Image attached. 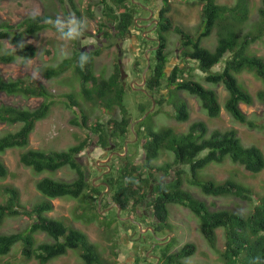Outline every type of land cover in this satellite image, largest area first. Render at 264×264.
Returning a JSON list of instances; mask_svg holds the SVG:
<instances>
[{"label": "trees", "instance_id": "trees-1", "mask_svg": "<svg viewBox=\"0 0 264 264\" xmlns=\"http://www.w3.org/2000/svg\"><path fill=\"white\" fill-rule=\"evenodd\" d=\"M61 1L66 4V0ZM126 1L128 0L98 1V6H104L102 18H106L105 22L99 23L101 26L98 33L104 30V37L112 36L121 40L119 42L124 41L131 27L137 24L136 11L128 8ZM200 1L203 3V13L198 35L194 36L179 26H173L181 36L182 52L174 55L179 58V62L175 63L169 72L167 68L174 56L171 50L166 51L164 32L170 30L172 24L170 18L165 15L170 5L164 1L160 9L159 25L155 30V35L159 38L157 39L159 47L155 51L154 65H151L148 71L147 91L153 95L157 103L159 101L161 105L165 102L172 104L174 109L171 113L178 121L190 119L189 105L185 98L178 99L179 91L194 95L209 116L218 117L222 110L219 94L217 90L207 88L192 78L193 70L196 69L206 82L225 87L228 94L224 107L234 119L250 128H256L259 124L243 111L241 104L252 105L255 99L264 104V57L250 50L251 45L264 36V0L263 6L259 8L262 22L256 27V31L255 23L248 29L240 26L248 15L247 0H238L234 6L220 4L216 0ZM69 2L74 15L83 17L82 11L74 1ZM115 5L121 6L123 10L118 13L115 11ZM93 7L89 5L85 8L88 16L94 17ZM66 12L69 13L67 7ZM48 18H52L51 15L38 14L36 18L31 15L17 24L0 21V50L3 49L2 41L8 37L12 46L21 42L25 45L22 49L17 47V51L12 46L8 47L0 54V61L11 63L17 56L35 57L37 49L25 36H34L44 30L48 24L43 21ZM111 24L115 26L113 34L110 33ZM215 30L218 41L214 49H209L201 43L204 37L210 36ZM75 43L79 45L78 40H75ZM102 50L101 47L92 49L82 47L58 65L48 67L44 71L45 77L50 79L74 65L75 71L83 80L82 91L86 99L102 105L104 112L109 113L108 119L107 121L97 119L89 125L88 116L79 109L81 112L77 113L80 115L74 117L71 123L88 129L85 138L67 150L44 151L29 148L20 154L21 164L37 173L56 172L64 166H70L76 171L77 177L70 181L56 180L48 176L39 179L36 188L45 198L34 203L29 209L22 203L21 193L17 187L10 185L1 187L5 199L0 202V227L8 217L18 215L28 216L31 222L23 230L0 233V256L8 255L20 243L18 253L26 260L34 258L41 264L65 255L69 249H76L74 251L79 252L84 264H110L99 253L96 243L92 242L84 231L46 214L54 208L53 199L65 196L78 198L84 192L93 200L92 211L98 213L99 196L107 187L105 184L98 186L92 183V178H89L82 167L80 154L94 145L105 149L113 144L116 148L112 150L124 152L125 140L130 134L138 133L136 129L135 133L131 129L134 118L130 115L125 102L126 84L122 80L120 63L116 61L115 69L108 78L98 77L93 71L95 57L100 55ZM81 52H88L92 57L91 62L83 70L77 64ZM219 64L220 67L216 69ZM133 67L137 73L142 74L145 64L136 60ZM245 71L254 73L263 83V87L255 96L240 83L238 74ZM165 88L170 91L168 98L163 93ZM0 92L29 98H44L34 108L0 103V123L11 126L20 124L16 131H6L0 135V179H4L8 176L9 169L1 153L10 148L29 145L36 123L48 116L51 108L48 98L53 97V94L42 81L31 76L5 78L2 74ZM154 94L157 96L160 94L159 98ZM72 103L75 108L76 106L80 108L75 101ZM151 106L152 101L147 107L141 108L142 113ZM117 111L119 116L115 113ZM138 124L141 126L144 121ZM146 132L145 141H140L143 145L141 158L136 152L138 148L132 154L128 151L125 156L115 154L112 158L114 166L111 171L99 178V181L106 182L109 187L101 197L102 208L113 201H118L122 208L137 210L147 201L148 206L152 205L155 219L164 222L168 217L169 205L178 203L199 218L202 234L212 248L217 247V228H224L225 247L219 250L220 264H249L254 256L264 257V194L254 199L252 188L235 178L218 182L217 179L214 180L215 178L203 179L200 176V171L208 164L222 163L226 160L240 164L252 173H259L264 169V151L255 144L245 145L235 128L215 129L207 136L208 126L201 120L191 123L186 132H177L171 127L155 130L152 126L147 127ZM91 134L97 135L96 141ZM110 151L111 149L108 152ZM166 151L173 154V161L153 165L152 162ZM132 157L133 162L130 161ZM136 161L141 165L137 166ZM187 173L190 174L187 177L191 185L197 186L203 194L241 198L251 205L249 212L244 211L243 215H239V209L214 208L212 207L214 203L209 205L207 199L196 197L183 188V175ZM158 174H161V181L154 180L159 177ZM39 232L52 237L54 241L43 240L37 243L35 235ZM194 251L195 244L187 243L177 251L163 254L160 264H188L185 257Z\"/></svg>", "mask_w": 264, "mask_h": 264}, {"label": "rangeland", "instance_id": "rangeland-1", "mask_svg": "<svg viewBox=\"0 0 264 264\" xmlns=\"http://www.w3.org/2000/svg\"><path fill=\"white\" fill-rule=\"evenodd\" d=\"M73 1L82 11L83 18L87 20L89 25L88 30L83 37L78 39L79 45H77L75 41L65 42L60 40L55 29L48 24L44 30H41L36 35L25 36L26 40L29 43H32L37 49L36 56L30 58L31 63L27 67L19 62L18 56L16 57V60L11 63H2L0 61V74L5 78H17L18 76L28 75L35 79L33 77V72L39 71L41 73V78L35 80L42 81L53 94V97L48 98V101L51 103L48 116L36 123L35 129L30 136L29 145L25 147L10 148L1 153L2 158L9 169V174L6 178L0 179V202L5 199L1 187L5 185L15 186L20 190L22 203L29 209L34 203L45 198L36 188V182L39 179L45 176L56 180L66 181L76 178L77 173L70 166H64L56 172L45 171L37 173L30 167L21 164L20 154L29 148L41 149L44 151L67 150L79 140L85 138L88 129L71 123L74 117L80 115L77 113L81 112L79 109L84 111L88 116L89 125L97 119L101 121H107L108 119L107 115L109 113H107V111L104 112L102 105L86 99L82 91L83 80L75 71L74 65L59 76L50 79L45 77L44 71L46 68L56 66L64 60L61 59L59 55L61 45L66 47L69 56H71L75 50L82 47L86 49L101 47L103 50L100 55L95 57V66L93 69L95 75L98 77L108 78L115 69L116 61L120 63V67L124 72H127V70L130 69L128 72H131L132 75L126 78L125 102L127 103L130 115L134 118L133 120L137 121L153 109L156 111L147 115L143 120L144 124L140 126V130L146 129L154 123L155 130L171 127L177 132H186L191 123L201 120L208 126L207 136L211 135L215 129L225 130L228 128H235L238 130V134L245 145L255 144L264 151L263 103L255 99L252 105H241L244 112H246L251 119L257 121L259 124L258 127L250 128L247 125L241 124L234 119L224 107V102L228 94L225 87L221 84L217 85L206 82L203 75L194 69L192 76L193 79L198 80L207 88L217 90L222 103V111L220 116L211 117L201 107L200 101L197 97L192 96L186 91H179L178 99L182 100L185 98L189 104L190 119L188 121H178L171 113L174 109L172 104L165 102L161 105L159 101L157 103V100H152L149 92L144 90V88L141 89L139 85L136 86L132 84L133 81H138L136 77L137 71L131 67L132 63L139 60L145 64L146 68L149 63L152 66L154 65V48L159 46V44H157V39L152 40V38L155 39L153 35L155 34L156 25L151 29L146 30L148 31V35H145L144 32L141 33L139 26H147L149 23L144 24L142 22L143 19H141L140 16L137 18L139 19L140 24L138 27L132 26L131 31L128 32L124 41L119 42L121 40L114 39L112 36L108 37V39H104V37H101L104 33L97 36V30L101 26L99 23L101 21L105 22L106 19L102 18V8H104V6H96L99 0ZM141 1L142 0H134L133 2H135V6L128 0L126 1V5L128 8H132V10L136 11L137 15H139L141 11V13L146 16L148 15V12L142 10V8L147 7L144 3H141ZM216 2L234 6L237 3V0H216ZM167 3L170 5V9L166 15L170 18L172 26L170 30L164 32L167 43L166 51L171 50L172 56H174L175 54L182 52V44L180 42L181 36L173 29V26H179L184 31L189 32L194 36L198 35L202 20L203 4L200 0H167ZM247 4L250 7L248 18L251 23H240V26L248 29L255 21L256 31V27L262 22V17L259 14L262 0H247ZM89 5L94 6L93 8H95V11L92 12L94 17L88 16L85 12V8ZM138 5L140 11L137 8ZM66 7L69 9V13L66 12ZM122 10L123 8L121 6L116 5V11L118 13ZM33 12L43 15L49 14L52 19L57 15L61 17L74 15L69 0H66V4L61 0H0V21L5 20L11 24H17L26 17L31 16ZM217 41L218 36L215 30L210 36L203 38L202 44L209 49H214ZM2 43L3 49L0 50V54L3 53L5 49L12 46L10 43V37L4 39ZM151 46L155 47L151 48ZM250 50L257 55L264 57V36L254 42L251 45ZM177 62H179V58L176 56L172 57L168 70L170 71ZM189 65L192 66L191 63ZM219 67L220 64L216 69ZM185 75L186 77H189L187 74ZM238 78L240 83L243 84L254 96L256 95V92L263 87L262 81L252 72H242L238 74ZM88 85L91 86V83ZM165 89L166 90L163 93L168 98L170 91L167 88ZM159 95L160 94H158V97ZM43 100V97L29 98L22 95H8L5 92H0V103L14 104L26 108H34ZM73 101L79 104L80 108L77 106L75 108L72 103ZM151 101L152 107L142 113L141 108L147 107ZM115 113L117 116L120 115L118 111ZM19 126V123L13 124L12 126L0 123V135L6 131H16ZM91 135L94 141H96L97 135ZM141 138L144 139V134L141 135ZM111 147L112 145H109V148ZM127 147L130 154H132V152H134L135 142L127 144ZM140 148L141 147H138L136 152H138V156L140 155L139 157L141 158L142 149ZM106 156H108L107 149L104 150L96 145L84 150L80 154L82 167L89 175V178H92L91 181L94 185H103V181H99V178L103 177L104 174L100 173L101 170L97 167V161L100 160L101 162V160H105ZM130 161L133 162L134 158H130ZM172 161L173 154L166 151L162 153L158 159L153 161V165H162L166 162ZM136 163L137 166L141 165L138 161H136ZM96 168L100 171L96 170ZM158 175L161 176V174ZM187 176H190V174L187 173L186 175H183V188L200 199H207L206 201L209 205L214 203L213 206L211 205L212 207L243 209L245 212H249L251 207L249 202L234 196L214 197L205 195L197 186L191 185ZM200 176L203 179L215 178L214 180L217 179L218 182H222L229 178H235L252 188L254 199L264 194V169L259 173H252L246 170L242 165L226 160L222 163L213 162L208 164L200 171ZM106 187L108 188V186ZM52 201L54 208L46 214L50 217L64 221L68 226L84 231L89 239L96 243L99 253L104 259L108 260L110 264L132 263L134 257H140L139 254L144 258V253L155 240L154 238H157V235H154L152 230L143 233V231L146 230L144 223H151L152 221L150 219H146V217L141 218L136 215L137 217H128L126 220H122L123 218L121 216L123 214L120 215L118 209L114 208L113 204L109 207L104 206V209L101 207L99 210L98 208V213L97 211H92L91 204L93 203V200L90 199L88 195H85V192L78 198L65 196L53 199ZM105 202L106 200H104L103 203ZM173 204L174 203L169 205V220L172 223L178 224L179 228L175 229L176 225L173 224L175 239L177 237L178 241L172 244L171 251L181 249L187 243H194L195 251L193 254L185 257L188 264H220L219 250H223L225 247L224 228H217V247L212 248L202 234L199 218L183 205L172 206ZM30 222L31 219L25 215L8 217L0 227V233H10L23 230L29 226ZM35 237L37 243L43 240L54 241L52 237L43 232L37 233ZM135 245L140 246L138 251L136 250ZM20 247L21 244L19 243L8 255L0 256V264H41L34 258L29 260L24 259V257L18 253ZM74 250L76 249H69L65 255L52 259L46 264H84L79 252H75Z\"/></svg>", "mask_w": 264, "mask_h": 264}, {"label": "flooded vegetation", "instance_id": "flooded-vegetation-1", "mask_svg": "<svg viewBox=\"0 0 264 264\" xmlns=\"http://www.w3.org/2000/svg\"><path fill=\"white\" fill-rule=\"evenodd\" d=\"M133 1L134 0H131V2H133ZM157 1L158 0H142L141 1V3H144L146 5V7H147V8H142V7L141 8H142V10L147 11L148 12V15L145 16V14H142L141 11H140V14L136 17V20H139L137 18L141 16V19H143L142 22L144 24L149 23V25H147V26H143V25L139 26L141 33L144 32L145 35H148V31H146V30L151 29L155 25L156 26L159 25L160 16H161L160 9L163 6L157 7L158 6V2ZM159 1H161L162 3H165L164 1H167V0H159ZM133 3H135V2H133ZM138 7H139V5H138ZM115 8H116V5H115ZM155 8H157V10H155ZM94 9L95 8H93V11H95ZM138 9H140V7ZM139 24H137L134 27H138ZM108 25H110V24H108ZM156 26H155V30H156ZM110 27L112 28V30H111L110 33L113 34V32H114L113 29H115V26L113 24H111ZM102 33H103V30L101 32H99V33H98V30H97V36L101 35ZM101 37H104V35L103 36L101 35ZM153 37H155V39L152 38V40L159 39V38H157L158 36H156L155 34L153 35ZM105 38L106 37H104V39ZM106 39H108V38H106ZM153 47H155V46H151V48H153ZM157 49H158V47L157 48H154V51H156ZM133 64H135V62L131 64L132 65L131 67H133ZM129 70H127V72H126L127 75L125 74L122 77V80H124V83L125 84H127L126 83L127 82L126 81V78H128V76L132 75L131 72H128ZM136 77H137V80H138L136 82L137 83L139 82L138 84L141 86L143 84V76L141 74L137 73ZM140 77H141V80H140ZM146 84H147V82H146ZM142 88L143 87H141V89ZM144 89H146V88H144ZM140 120L141 119H138L137 121H134L131 124V129L133 130V132L136 129L138 131V133H135L134 132L135 135L134 134H130L129 135V137H131V138H128V139L125 140V144H126L125 147H127V144H130V143H134L135 142V148H134V150L136 148H138V147H141L140 149H142V146L143 145L141 144L140 141H142V142L145 141V139H146V133H147L146 132V129L147 128L146 129H143V130H140V125L138 124V122ZM152 125L154 126V123H152ZM142 127H145V126H142ZM142 134H144V139L141 138V135ZM114 147L116 148V145L115 144L112 145L111 151L109 152V155L105 158L107 160V158L110 155H112L109 161L104 162V163H97V167L101 170V172H100L101 174L102 173L103 174H107V173H109L111 171L112 167L114 166V164H112L114 162L112 160V158H113V156L115 154H119L120 156H125L126 155V154H124V152H120L119 153L118 151L112 150V148H114ZM152 164H153V162H152ZM157 179H159L158 181H161L162 180V177L161 176H159L158 178L156 177L154 180L157 181ZM102 183L105 184L106 186H108L106 182L103 181ZM104 191H107V189L104 190ZM112 204L114 205V208H117L118 209V206H117V204H119L118 201H113L110 205H112ZM110 205H108L106 207H109ZM176 205H180V204L174 203L172 206H176ZM151 207H152V205H149L148 206L147 201L143 202V205L140 208H137V210L128 209V207H126V208H122L121 207L120 215L123 214L121 216L123 218L122 220H126V218H128V217L134 218V216L135 217L138 216V217H141V218L146 217V219L148 218L152 222L149 220L151 223H148V222L144 223V226H145L146 230L143 231V233L150 232L152 230V233L154 235H157V238H154L155 240L150 244V247L146 250V252L144 254V258L142 257L141 254H139L140 257H138V256L134 257V259L132 260V263L130 262L129 264H136L137 262H139L140 264H160L163 254H165V253H169L170 254L171 252H174V251H177L178 250L177 249V250L171 251L172 244L175 243L176 241H178V238L177 237L175 239V233L173 232L174 231L173 230V224L176 225L175 229L176 228H179V225L176 224V223H172L169 220L170 209H169V213H168L167 219L164 222H162V221H157L155 219L154 214H153V209ZM123 227H125V226H123ZM135 246H136V250L138 251L140 249V246H137V245H135ZM140 258H142V259H140ZM154 258H155V260H153Z\"/></svg>", "mask_w": 264, "mask_h": 264}, {"label": "clouds", "instance_id": "clouds-1", "mask_svg": "<svg viewBox=\"0 0 264 264\" xmlns=\"http://www.w3.org/2000/svg\"><path fill=\"white\" fill-rule=\"evenodd\" d=\"M238 1V0H237ZM130 2H131V0H130ZM158 2V6L157 7H161V6H163L164 5V3H162L161 1H157ZM133 5H135V3H133V2H131ZM202 3V2H201ZM203 4V3H202ZM246 5H247V8H248V15H247V18L244 20V22H249V23H251V21H250V19L248 18V16H249V5L247 4V1H246ZM98 6V5H97ZM101 6H103V5H101ZM136 6V5H135ZM155 6V5H154ZM261 6H263V3H262V5ZM260 6V7H261ZM137 8H139L138 6H137ZM139 11H140V9H138ZM155 10H157V8H155ZM168 12H166L165 13V15L167 14ZM259 14H260V11H259ZM33 18H36V16L38 15V13H36V12H33ZM138 16V15H137ZM136 16V17H137ZM167 16V15H166ZM135 21L139 24L140 23V21L139 20H136V18H135ZM44 23H46V24H49V25H51L54 29H55V31H56V33L58 34V36H59V39L60 40H62V41H65V42H71V41H75V40H78V39H80L81 37H83V35L85 34V32L88 30V27H89V25H88V22H87V20L85 19V18H83V17H76V16H74V15H69L68 17H61V16H59V15H57L54 19H52V18H48V19H45L44 21H43ZM244 22H242V23H244ZM253 23H255V21L253 22ZM137 25V24H136ZM136 25H134V26H136ZM131 29H132V27H131ZM131 29H130V31H131ZM129 31V32H130ZM128 34V33H127ZM197 37V36H196ZM206 37H208V36H206ZM205 38V37H204ZM202 44V43H201ZM203 45V44H202ZM25 45L21 42V43H19L18 45H13V49L15 50V51H17V47H19V48H23ZM159 47V46H158ZM59 55H60V58L61 59H65V58H67L68 56H69V52L67 51V49H66V47L64 46V45H61V47H60V50H59ZM18 60H19V62H21V63H23L24 65H25V67H27L30 63H31V59L30 58H26V57H22V56H18ZM91 60H92V57L89 55V53L88 52H81V54H80V56H79V58H78V61H77V64H78V67L81 69V70H83L84 68H85V66L88 64V63H90L91 62ZM140 62V61H139ZM95 66V65H94ZM150 66H151V64L149 63L148 64V69H147V71L145 72V78H146V80H147V77H148V71H149V68H150ZM169 66V65H168ZM120 69H121V67H120ZM146 69V66L144 67V69H143V71H142V76H143V72H144V70ZM172 69V68H171ZM171 69H170V71H171ZM167 70H168V68H167ZM169 71V70H168ZM121 72H122V77L126 74V72H124L122 69H121ZM33 77L35 78V79H40L41 78V73L39 72V71H34L33 72ZM146 82L147 81H145V83L143 84V85H139L140 87H143V88H146V89H144V90H146L147 91V87H146ZM134 85H136L135 83H134ZM145 85V86H144ZM137 86V85H136ZM179 93V92H178ZM150 94V93H149ZM154 96L155 97H157V98H159L157 95H155L154 94ZM192 96H194V95H192ZM150 97L152 98L153 97V95L152 94H150ZM153 100H156L154 97H153ZM221 102V101H220ZM188 103V102H187ZM243 104V103H242ZM241 104V105H242ZM189 105V104H188ZM152 107V106H151ZM242 108V107H241ZM189 109H190V107H189ZM154 111V109L152 110V111H149V113L147 114V115H149L150 113H152ZM222 111V110H221ZM244 111V110H243ZM228 112V111H227ZM147 117V116H146ZM145 117V118H146ZM144 117H142V118H140L141 120L139 121V122H141V121H143L144 119H145ZM152 126V128H154V126L153 125H151ZM104 149V148H103ZM107 149V154L109 155V150L111 149V148H109V147H107V148H105L104 150H106ZM125 147H124V154H125ZM127 152H128V149H127ZM126 152V153H127ZM104 161H106V159L105 160H101V162H100V160H98L97 161V163H104ZM109 188V187H108ZM107 188V191L109 190ZM103 192H105V191H103ZM120 205V204H119ZM101 207H102V202H101ZM100 207V208H101ZM121 207V206H120ZM98 208H99V206H98ZM100 210V209H99ZM238 214L239 215H243L244 214V210L243 209H240V210H238ZM179 250V249H178ZM145 254V253H144ZM153 261V260H152ZM186 261V260H185ZM249 264H264V257H261L260 255H257V256H254V257H252L251 258V260H250V262H249Z\"/></svg>", "mask_w": 264, "mask_h": 264}, {"label": "water", "instance_id": "water-1", "mask_svg": "<svg viewBox=\"0 0 264 264\" xmlns=\"http://www.w3.org/2000/svg\"><path fill=\"white\" fill-rule=\"evenodd\" d=\"M147 69H148V68H146V69L144 70V72H143V84H144L145 81H146V78H145V72L147 71ZM134 83H135L136 85H139L136 81H134L132 84L134 85ZM143 84H142V85H143ZM147 114H148V113H147ZM147 114L144 116V118L147 116ZM127 149H128V148L125 147V151H126V152H127ZM111 156H112V155H110V156L107 158V160L104 161V162L109 161L110 158H111ZM108 189H109V188H108ZM103 194H104V192L101 193L100 196H99V200H98V206H99V209H100V207H101V197H102ZM117 206H118V213H120L121 207H120L119 204H117Z\"/></svg>", "mask_w": 264, "mask_h": 264}]
</instances>
